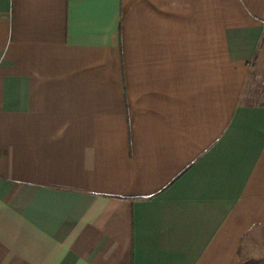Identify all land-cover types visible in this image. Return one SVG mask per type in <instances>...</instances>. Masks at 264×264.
<instances>
[{
	"label": "crops",
	"instance_id": "crops-1",
	"mask_svg": "<svg viewBox=\"0 0 264 264\" xmlns=\"http://www.w3.org/2000/svg\"><path fill=\"white\" fill-rule=\"evenodd\" d=\"M263 21L0 0V264H264Z\"/></svg>",
	"mask_w": 264,
	"mask_h": 264
},
{
	"label": "trees",
	"instance_id": "trees-1",
	"mask_svg": "<svg viewBox=\"0 0 264 264\" xmlns=\"http://www.w3.org/2000/svg\"><path fill=\"white\" fill-rule=\"evenodd\" d=\"M260 82L264 83V79H260ZM251 88V86H248L246 88V92L244 95L245 101L251 104H262L264 105V85H256V87L253 89L252 95L248 96V91Z\"/></svg>",
	"mask_w": 264,
	"mask_h": 264
},
{
	"label": "rangeland",
	"instance_id": "rangeland-1",
	"mask_svg": "<svg viewBox=\"0 0 264 264\" xmlns=\"http://www.w3.org/2000/svg\"><path fill=\"white\" fill-rule=\"evenodd\" d=\"M262 78L263 77L258 76V75L254 77V79H253V81L251 83V88L248 91V96L249 97L252 95L253 89L256 87V85H258V84L261 85L260 83H262V82H260V79H262Z\"/></svg>",
	"mask_w": 264,
	"mask_h": 264
},
{
	"label": "built area",
	"instance_id": "built-area-1",
	"mask_svg": "<svg viewBox=\"0 0 264 264\" xmlns=\"http://www.w3.org/2000/svg\"><path fill=\"white\" fill-rule=\"evenodd\" d=\"M263 23H264V21H263Z\"/></svg>",
	"mask_w": 264,
	"mask_h": 264
}]
</instances>
